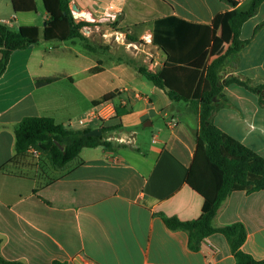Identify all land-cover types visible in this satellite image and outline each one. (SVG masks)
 <instances>
[{"label":"crops","instance_id":"1","mask_svg":"<svg viewBox=\"0 0 264 264\" xmlns=\"http://www.w3.org/2000/svg\"><path fill=\"white\" fill-rule=\"evenodd\" d=\"M70 1L71 6L86 12L88 20L107 18L110 4L121 7L120 24H149L151 43L158 19L171 17L200 25L203 43L195 58L202 63L207 50L206 66L224 54L232 41L229 19L234 8L225 0H132L128 9L127 0ZM236 1L237 7H244L251 0ZM50 9L57 10L56 0H9L4 13L0 12V21L10 27H30L38 33V43L13 52L0 76L3 256L27 264H52L54 260L65 264H235L230 244L222 234L207 237L193 250L188 233L171 229L165 222V217L194 220L202 211L204 197L186 182L198 151L199 109L191 102L171 100L166 91L154 86L150 96L142 94L135 82L141 75L123 63L100 59V68L95 71L92 69L99 62L80 65L76 70L71 65L68 68L66 60L53 57L68 47L67 40L46 38L45 26L41 31L37 24H29L41 18L46 25ZM263 21L264 2L244 23L241 38L250 42L226 62L223 79L243 75L254 84L264 83V27L254 34ZM171 22L182 26L184 43L177 53L183 55L193 46L187 43L188 27ZM173 28L168 27L178 35ZM154 46L159 50L160 70L167 56ZM44 77L59 79L37 86V79ZM203 88L209 89L208 81ZM223 92L226 100L219 101L214 123L264 157V107L258 96L237 84L224 87ZM119 106L128 113L116 117ZM93 113V119L80 125L81 119ZM30 116L52 117L72 129H95L102 124H120V128L106 133L110 148H84L79 161L64 168L54 170L46 165L42 174L38 165L36 173L26 167L3 169L16 154L15 127ZM155 119H161L157 126ZM172 119L177 121L174 126ZM148 128L152 129L149 138ZM48 179L49 183L34 191L38 182ZM236 222L247 230L242 249L263 260L264 190L233 192L213 220L215 227Z\"/></svg>","mask_w":264,"mask_h":264},{"label":"trees","instance_id":"2","mask_svg":"<svg viewBox=\"0 0 264 264\" xmlns=\"http://www.w3.org/2000/svg\"><path fill=\"white\" fill-rule=\"evenodd\" d=\"M57 10L50 9V17L46 22L44 35L46 38L60 36L61 39L70 41L80 39L89 42L83 34L85 27L92 25L86 20H77L71 8L70 0H56ZM234 10L230 16V29L232 41L224 54L211 61L207 66L208 51L203 52V62L199 63L196 56L203 43L199 38L200 25L185 22L182 19L165 18L154 22L152 43L158 46L167 56L162 68L150 71L140 67L138 72L158 89L166 91L171 100L176 102H191L200 113V130L197 135V154L186 176L187 184L204 197L201 214L190 221H181L177 217H165L166 224L171 229L184 230L189 235V246L193 250L199 249L202 241L213 234H222L228 240L235 264H264L263 260L255 259L251 254L242 249L247 239V230L243 223L236 222L223 227H215L213 220L222 203L236 191L252 193L264 190V157L239 140L225 133L214 123V114L219 109V101L226 100L224 87L237 84L258 96L259 103L264 107V83L254 84L252 79L243 75L228 76L223 79L222 71L226 62L244 49L250 40L241 38L244 23L254 16L264 0H251L244 7H237L236 0H225ZM178 21L179 25L188 27L190 37L187 43L193 46L183 55H179L178 48L184 43L180 36L182 26L171 24ZM64 26V32L58 33L57 25ZM53 25V26H51ZM168 27L179 31L172 34ZM262 27L264 21L256 26L254 34ZM37 31L30 27L13 28L0 21V76L4 74L13 52L28 48L37 41ZM127 38L136 40L127 34ZM196 36V37H195ZM89 46V45H88ZM97 68V67H95ZM95 71L94 69H92ZM97 70V69H96ZM59 77H44L36 81L37 86L50 84ZM209 82V89L204 90L203 84ZM128 110L120 106L115 109V116L121 117ZM120 128V124L101 125L102 135L87 136L90 128L72 129L57 123L48 116H30L24 118L15 127L16 154L3 169L8 166L27 170H36L40 166L42 174L44 166L39 162L28 160L30 148H37L43 154V161L52 169L58 170L74 161H79V156L84 148L103 146L110 148L112 143L106 139V133ZM39 172V171H38ZM17 175H23L15 173ZM38 182L37 188L49 183ZM2 239L0 238V264H27L22 261L6 259L1 251ZM52 264H65L54 260Z\"/></svg>","mask_w":264,"mask_h":264},{"label":"rangeland","instance_id":"3","mask_svg":"<svg viewBox=\"0 0 264 264\" xmlns=\"http://www.w3.org/2000/svg\"><path fill=\"white\" fill-rule=\"evenodd\" d=\"M7 1L9 0H0V12L4 13ZM131 2L132 0H127V9ZM73 13L75 12L73 11ZM121 13L117 15L115 19L110 17H108L110 19L103 18L101 20H88L90 18L87 19L86 17L77 18V20H86L92 24L82 30L83 34L89 39V42L87 43L80 39L67 41L65 45L68 47L65 50H59V53L53 55V57L66 60L67 67L69 68L71 65L72 70L79 69L80 65L97 64L99 62L97 68H94V70H96L100 68V59H103L106 63L116 62L129 65L136 69L137 72L140 67L149 70H158L161 60L159 50L151 43V28H149V24L131 26L120 24L122 18ZM30 15L35 14L32 13ZM29 24H37L42 31V28L45 26V21L41 18H37ZM57 28L58 33L64 32V26L61 23L57 25ZM127 34L131 35L136 40H130L127 38ZM40 35L43 36V33L40 32ZM54 42L55 41H46L45 43L54 44ZM56 44L60 47L64 45L58 42H56ZM135 82L139 92L147 96L151 95L150 90L153 87L152 83L142 76ZM154 123L155 126H157L161 123V119H155ZM151 130V128L146 130L148 138L151 135ZM28 155V160H31L33 163L39 162L44 167L47 165V163L43 161L45 158H43L42 153L39 157L32 156L30 152H28Z\"/></svg>","mask_w":264,"mask_h":264},{"label":"built area","instance_id":"4","mask_svg":"<svg viewBox=\"0 0 264 264\" xmlns=\"http://www.w3.org/2000/svg\"><path fill=\"white\" fill-rule=\"evenodd\" d=\"M107 10H108L110 13H107L105 16H106L107 18L110 17V18H114V19L117 17V15H119V14L122 12L121 7H119V6L115 5V4H110V5H108ZM99 115L101 116L102 113L100 112ZM94 116H95V113L90 114L88 118L81 119V120L79 121L80 125H84L86 122H88L89 120L93 119ZM171 124L174 126V125L177 124V121H176L175 119H172V120H171ZM29 152H30L31 155L34 156V157H39V156L41 155V151L38 150L37 148H33V147H32V148L29 149ZM206 240H207V239H205V241H206Z\"/></svg>","mask_w":264,"mask_h":264},{"label":"water","instance_id":"5","mask_svg":"<svg viewBox=\"0 0 264 264\" xmlns=\"http://www.w3.org/2000/svg\"><path fill=\"white\" fill-rule=\"evenodd\" d=\"M72 10L75 12L74 13V18H79V17H86V12L82 11L77 5L73 4L71 6ZM87 136H100L102 135V129L99 128H95L90 130L89 132L86 133Z\"/></svg>","mask_w":264,"mask_h":264},{"label":"bare ground","instance_id":"6","mask_svg":"<svg viewBox=\"0 0 264 264\" xmlns=\"http://www.w3.org/2000/svg\"><path fill=\"white\" fill-rule=\"evenodd\" d=\"M88 17V16H87Z\"/></svg>","mask_w":264,"mask_h":264}]
</instances>
